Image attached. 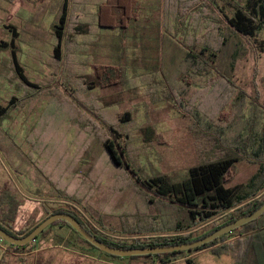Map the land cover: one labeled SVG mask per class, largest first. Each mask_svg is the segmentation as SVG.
Listing matches in <instances>:
<instances>
[{
  "label": "rangeland",
  "instance_id": "374dc122",
  "mask_svg": "<svg viewBox=\"0 0 264 264\" xmlns=\"http://www.w3.org/2000/svg\"><path fill=\"white\" fill-rule=\"evenodd\" d=\"M87 1L78 0L81 4L76 5L75 14L86 20L82 31L88 34L68 38L65 56L69 59L60 69L56 86L71 93L76 90L83 93L87 105L98 110L103 122L117 131V142L126 150L136 175L106 164L101 147L87 141L85 125L70 122L65 138L70 142L69 154L76 158L75 167L60 185L53 178L52 182L40 163L43 157L36 156L31 164L25 160L32 150L27 142L26 123L22 114L11 113L0 126V144L8 148L5 153L0 150V220L7 212L2 197L9 192L21 203L12 225L14 232L29 231L49 215L48 211L64 206L112 240L143 242L189 234L195 238L207 233L222 222V216L191 232L174 233L178 223L186 226L187 213L167 201L152 198L137 178L166 177L179 184L187 179L191 168L238 157L235 176L227 187L248 186L255 178L259 179L264 160L253 153L261 148L264 139V31L254 39L234 38L236 41L217 63L208 62L213 73L204 87L187 83V80L198 82L199 71L171 49L168 61L174 74L170 81L137 70L130 74L133 83L129 88H101L95 84L88 60L110 63L118 59L117 53L102 39L97 22L87 14ZM55 4V0H0V40L9 42L8 27L17 28L22 39L18 41L21 62L32 45L47 47L50 43ZM220 29L223 34L228 31L225 25ZM217 34L223 35L219 31ZM82 43L86 52H81ZM4 58L7 64L0 71L7 70L8 79L0 77V92L7 99L4 85L8 82V88L14 92L21 81L11 64V52L0 53V64ZM190 68L191 75L185 79L184 74ZM70 70L74 77L67 82L69 77L65 76L71 75ZM46 73L49 75L50 69ZM87 114L101 125L91 112ZM5 132L13 135L17 150L7 144ZM86 144L91 145L90 149H83ZM242 146L247 147L246 152L239 151ZM50 164L46 168L54 170ZM65 190L72 193V199H66L69 195ZM263 197L264 191L257 200ZM234 239L231 236L228 241ZM160 260L156 256L111 257L63 225L30 243L25 250H16L0 239V264H160ZM171 264H233V257L216 256L211 249L187 251Z\"/></svg>",
  "mask_w": 264,
  "mask_h": 264
},
{
  "label": "trees",
  "instance_id": "16d2710c",
  "mask_svg": "<svg viewBox=\"0 0 264 264\" xmlns=\"http://www.w3.org/2000/svg\"><path fill=\"white\" fill-rule=\"evenodd\" d=\"M55 2L53 15L55 20L53 29L50 31L51 41L47 47L31 44V48L25 53V60L21 62L18 55V41L22 39L17 28L8 27L11 33L9 42L0 40V53L11 52V64L21 81L14 92L8 88V82L4 85L3 89H6L7 92H5L8 93L7 99L3 96V92H0V126L9 114H22L27 127V142L32 148L31 152L25 155V160L31 164L36 161V156L43 157L41 158L43 161H40L41 165H44L42 168L47 169L51 177L49 179L53 178L59 185L75 167L76 158L69 154L70 142L65 138V131L68 132L70 122L85 125L87 141L101 147L106 164L108 162L114 170L135 176L133 163L126 156V150L117 142V131L103 122L98 110L87 105L83 93L79 94L77 90L71 93L67 89L64 91L56 86L61 73L60 69L69 59L65 56L68 38L75 34L81 36L88 33L82 31L86 28V20H82L75 14L77 13L75 7L81 2L78 0H55ZM86 11L97 22L106 45L117 53L118 60L110 63L101 61L91 63L88 60L95 84L101 88L115 86L129 88L133 83L130 74L137 70L170 81L171 75L174 74L168 61L171 49L175 53L179 52L186 63L199 71L198 76L201 78H196L198 82L187 80V83L204 87L213 73L208 67V62L217 63L223 52L236 41L233 40L234 38L254 39L264 31V0H97L93 4L88 0ZM45 25L44 23L42 26L45 27ZM222 25L227 27L228 31L225 34H223L224 30L220 29ZM217 31L223 35L217 34ZM101 44L103 45L100 43L99 47L102 46ZM83 46L84 44L81 52H86L83 51L85 48ZM50 49L51 52L48 53ZM112 59L114 60V56ZM4 63L7 64L5 58L0 67ZM46 69H50L49 75ZM1 70L0 77H6L8 71ZM69 72L71 75L66 74L65 77H74L73 70ZM190 73L191 68L184 74L185 79L191 75ZM73 77L66 81L71 82ZM7 79L6 77L4 80ZM70 86L76 89L72 83ZM1 101L6 104L3 105ZM90 112L101 122V125L88 116L87 113ZM5 135L7 144H11V149L17 150L18 147L12 139L13 135L10 132H5ZM262 141L261 148L253 153V156L259 160H264V139ZM90 147L89 144L83 145L84 150ZM238 149L240 152L247 151V147L244 146ZM0 150L5 153L8 148L0 144ZM238 162V157H228L199 165L191 168L187 179L179 184L171 182L166 177L137 178V182L152 195V198L167 201L187 213L186 226L178 223L174 233L191 232L199 225L222 216L223 220L219 225L195 238L189 234L143 242L112 240L99 234L77 212L64 206L48 211L49 215L44 220L55 214H69L96 239L115 249H139L191 243L253 214L263 206L264 197L260 200H257V197L264 191V163L261 165L258 180L255 178L248 186L228 188L227 184L234 178ZM50 163L54 170L50 171L46 168L51 165ZM36 167L41 169L39 165ZM44 177L48 178V175L45 173ZM65 192L67 196L69 195L66 199H72L70 198L72 193L66 190ZM2 204L7 207V212L0 220V227L16 238L28 236L44 221L42 220L29 231L14 232L12 225L17 218L21 203L14 195L5 192ZM60 225L69 228L84 242L97 249L66 222L52 224L35 242ZM231 236L235 239L229 242ZM29 245L19 247L10 245V247L25 250ZM206 249H211L216 256L230 254L233 257V264H250L251 261H253L251 264H264V214L232 233L192 251ZM183 253L175 252L148 257H160V264H171ZM137 257L139 256L132 258ZM187 261L191 262V260Z\"/></svg>",
  "mask_w": 264,
  "mask_h": 264
},
{
  "label": "water",
  "instance_id": "95a60500",
  "mask_svg": "<svg viewBox=\"0 0 264 264\" xmlns=\"http://www.w3.org/2000/svg\"><path fill=\"white\" fill-rule=\"evenodd\" d=\"M264 214V204L253 214L243 217L219 230L212 233L211 235L202 238L200 240L183 244V245H173V246H162V247H151V248H139V249H115L111 246H108L98 239H96L93 235H91L76 218L69 214H55L51 217L44 220L38 227H36L28 236L24 238H16L0 227V239L4 242H7L13 246H26L30 243L36 241V239L52 224L56 222H66L68 223L73 230H75L78 234L82 236L84 240L89 242L95 248L100 250L101 252L116 256V257H134V256H149V255H160L167 253H175V252H187L192 251L194 249H198L203 247L211 242L216 241L217 239L232 233L234 230L243 227L244 225L259 219Z\"/></svg>",
  "mask_w": 264,
  "mask_h": 264
},
{
  "label": "crops",
  "instance_id": "0c3cea01",
  "mask_svg": "<svg viewBox=\"0 0 264 264\" xmlns=\"http://www.w3.org/2000/svg\"><path fill=\"white\" fill-rule=\"evenodd\" d=\"M176 262V261H175Z\"/></svg>",
  "mask_w": 264,
  "mask_h": 264
}]
</instances>
